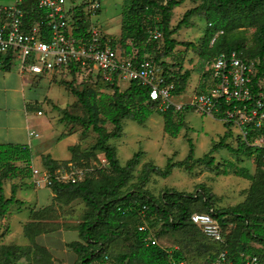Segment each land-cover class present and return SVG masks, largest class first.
Listing matches in <instances>:
<instances>
[{
	"label": "trees",
	"instance_id": "16d2710c",
	"mask_svg": "<svg viewBox=\"0 0 264 264\" xmlns=\"http://www.w3.org/2000/svg\"><path fill=\"white\" fill-rule=\"evenodd\" d=\"M38 0H26L24 6L30 9L36 6ZM128 6L124 12L122 20V33L119 40L125 47V52L131 55L132 48L138 50V59L151 57V53L158 47L157 40L151 38L153 30H159L164 39V48L158 51L153 57L154 60L163 67L166 83H175L173 92L180 93L187 87L191 76V70L174 73L170 65L163 60L164 57L174 55L179 41L173 38L183 26H190L192 17L200 12H204L208 21V36L212 39L216 32L222 31L213 42V52L208 56L202 65L201 74L205 78L204 68L206 62L220 51H229L238 49L242 51L247 58H260L258 72L255 82L258 83L264 78V0H199L200 4L185 11L182 19L175 27L171 26V19L174 9L187 0H127ZM71 10H77L72 8ZM38 10H27L26 19L33 20L39 15ZM101 9L99 10V13ZM77 13H82L78 10ZM89 19H76L78 28L75 30V36L81 37L87 31ZM253 26L255 28V47L246 48L239 35L233 32L243 26ZM210 33V34H209ZM113 43L118 40L113 37ZM185 45L195 47L193 42H185ZM204 54V52H203ZM202 54V55H203ZM3 61L1 67L10 71L13 65L11 55L0 58ZM76 69H73L75 73ZM112 85V93H99L96 89L79 91L72 88V93L76 95L88 111V119L69 113H65L64 119L68 121H77L85 127H92L97 133L96 149L105 152L107 160L112 170L119 174L118 177H112L111 183H101L99 188L101 194L98 197L95 192L90 190L88 182L71 183L56 181L52 188L57 193L56 200L67 204L81 195L92 206V213L88 214L86 219L79 225V235L83 240H74L67 243L77 254L80 264H92L95 260L104 261L109 259L106 253L107 244L116 237L122 235L126 227V219L131 216H137L144 210L157 214L164 220L165 227L168 229L199 228L191 221V214L194 211L193 205L197 201V194L185 193L183 191L165 190L161 196V204L155 202L153 196L147 197L140 194H127L124 197H116L117 189L124 186L131 174V169L140 163V157L143 151H138L129 159L126 165H122L117 157L116 149L109 143L112 138L122 135L123 119L131 118L139 123H144L147 118L155 112L158 103L151 100L149 87L143 85L137 80H131L127 88L121 89L116 80L107 82ZM71 87V84H70ZM174 106L166 110H160L164 118V131L172 137H178L185 126L183 111H176ZM101 115L104 118H101ZM107 122L112 124L113 128L109 130ZM227 129L223 136L214 143L211 150L203 157L196 158L195 145L190 142V151L184 160H169L164 168H160L153 163H146L144 168L143 180L149 181L151 172L166 178L172 174L175 167H184L192 170L197 164L213 165L215 162L214 152L219 148L226 147L228 150L239 154L243 152L241 147H233L227 140L231 136ZM252 149L251 147H246ZM264 149L256 150L257 173L251 174L243 170H236L234 173L242 177L252 179L253 182L249 188L247 199L226 209H215L211 203V198L203 194L202 206L206 209L204 212L213 210V215L220 222L225 241L217 243V250L214 252L212 262L217 254L226 250L233 264H243L248 256H258L261 263L264 264ZM22 162L23 166L17 165ZM32 162V152L29 145L0 143V220L8 213L13 203L24 204L23 201L16 198V185L12 186V196L6 197L3 194L2 182L7 178H15L23 173L27 177L33 175L30 166ZM43 163L51 173L61 165L54 160L50 154L43 156ZM225 174H229L227 168ZM199 195V193H198ZM140 200V202H139ZM120 201V203H118ZM172 208L179 210L177 219L173 217ZM45 210L50 211L51 207L34 211L32 210L33 221L27 223L24 227L25 235L29 238L30 244L26 246H8L5 251L9 253L4 264H14L12 247L26 249L33 246L37 252L46 253L52 256L50 251L36 242V236L42 232H48L43 229V224L36 221L37 217L43 215ZM198 212V211H197ZM203 212V211H202ZM228 216L233 217L234 228L227 233L226 227L229 223ZM53 231V230H52ZM137 243L128 252L123 253L119 258V264H182L184 262L183 252L178 249H166L157 243H153L149 236L148 229L136 231ZM254 243L260 244L257 247ZM28 252V251H27ZM212 264V263H211Z\"/></svg>",
	"mask_w": 264,
	"mask_h": 264
},
{
	"label": "rangeland",
	"instance_id": "374dc122",
	"mask_svg": "<svg viewBox=\"0 0 264 264\" xmlns=\"http://www.w3.org/2000/svg\"><path fill=\"white\" fill-rule=\"evenodd\" d=\"M16 1L0 0V7L11 6ZM88 1L90 0H66V4L69 7L73 3L80 4ZM100 1L102 4L101 12L94 16L93 19L105 33L116 38L119 42L121 39L119 34L122 33V20L128 1ZM199 4V0H187L176 7L171 19V26L175 27L177 25L186 10ZM208 27L209 21L204 12L194 15L190 26H183L173 35V38L179 41L174 55L163 58L170 65V68L174 70V73H183L188 69L192 71L187 89L185 88L184 91L173 94L175 95L173 100L178 103H187L196 92L195 90L198 87L195 89L194 87L199 80L201 82L203 80V77L200 79L202 65L214 50L213 42L215 38L222 33V31H218L210 39L211 34L209 33L210 35L208 36ZM255 32L253 26L246 25L236 29L233 33L239 35V39L243 41L245 47L250 49L256 46ZM185 42H193L195 47L185 45ZM157 45L158 47L151 53V57H154L158 51L164 48L163 37L157 40ZM133 48L136 49L135 47ZM120 49L125 55L124 45H121ZM11 70L14 73H18L20 70L18 60H14ZM23 76L27 80H25V83L27 82L26 84L31 86L30 94H32L33 99L28 101V109L29 114L33 115L30 120L33 124V129L40 133V137L35 138L36 141L38 144L43 143L46 140L45 137L48 136L47 142L52 145L58 140L53 146V150H51L53 156L57 159L66 158L71 153L74 154L72 159L62 161L55 171L59 168L68 170L69 162L74 163L78 168H86L87 172L81 182H88L90 190L94 191L95 195L99 197L101 194L99 185L101 183H111V178L118 177L119 174L110 167L105 152L95 148L98 135L93 128L85 127L77 121L65 120L64 115L69 113L86 119L89 116L85 106L72 93V88H76L79 91L96 89L99 93H112V85L101 80L100 77L96 80V78L88 76L86 73L77 75L67 68H61L43 75L28 76L25 74ZM129 81L131 80L125 78L120 80V88L125 89L128 87ZM38 111H43V115H38ZM183 113L185 114V126L176 138L164 131V120L162 114L159 113L158 106L143 124L130 118L123 121L122 135L109 141L115 147L120 163L124 166L136 152H145L140 157L141 163L131 169L127 183L117 189L116 197H124L129 193L146 195L147 197L153 196L155 202L160 205L161 196L165 190L183 191L197 194L198 199L193 205L196 212L206 211L202 206L203 194L201 193L203 192H205V196L211 198V203L215 209H226L245 201L253 180L236 175L234 172L239 169L251 174L257 173L256 147L244 144L238 139L237 131L233 130L232 127L226 128L218 119L202 116L193 109H184ZM101 118L103 119L104 116L101 115ZM107 123V128L111 130L113 128L112 124L110 122ZM51 126H54L55 129L52 130ZM227 129L232 134L227 141L235 148L241 147L243 152L235 154L226 147L219 148L214 152L215 162L213 165L197 164L192 170H187L184 167H175L172 174L166 178L151 172L149 181L145 182L143 180L146 163L150 162L160 168H164L169 160H184L190 151L189 139L195 145L196 158L203 157L211 150L213 144L218 142ZM66 134L72 137L62 139ZM73 136L77 137V140L84 141L82 144L84 150H81V145L70 146L68 149V145L72 143ZM245 146L252 149H247ZM40 152L39 149L35 148V160L39 158ZM104 159L106 160L104 161ZM225 168L228 169L229 174L224 173ZM39 170L48 171V168ZM28 178H31V176H28ZM16 181H18V178H16ZM55 194L57 195L56 192ZM56 198H58V195ZM26 204L27 207L30 204L28 199ZM24 211L26 212V210ZM45 211L42 214L46 215L48 220L41 222L45 231L49 232L59 229L69 231V233L72 231L73 233L75 229L78 230L80 223L86 219L87 215L92 213L93 208L81 195L67 204L54 199L51 210ZM172 213L173 217L177 219L179 210L172 208ZM228 218L230 220L225 229L227 233H230L231 229L234 228L233 217L228 216ZM10 219L12 228L17 229V220L13 215ZM9 222V218L5 221L0 220V264H4L7 261L6 257L10 253L5 251L8 246L1 244V237L11 231ZM144 229H148L149 236L152 240H156L158 245L166 249L181 250L184 256L182 264H211V256L218 247L217 244H212L197 227L178 230L166 228L164 220L149 210L137 216L128 217L122 235L107 244L106 253H108L109 259L104 261L95 260L92 264H119L120 256L130 251L137 243L136 231ZM69 240L70 242L73 241ZM76 240L83 241L80 235ZM67 243L61 245L64 253H58L56 257L42 252L38 253L33 246H31L30 250L29 248L12 247V254L16 256V259H13L12 262L14 264H80L77 254ZM70 251L75 256L70 255Z\"/></svg>",
	"mask_w": 264,
	"mask_h": 264
},
{
	"label": "built area",
	"instance_id": "2783aa9c",
	"mask_svg": "<svg viewBox=\"0 0 264 264\" xmlns=\"http://www.w3.org/2000/svg\"><path fill=\"white\" fill-rule=\"evenodd\" d=\"M25 2L17 0L11 6L0 7V58L11 55L18 60L21 74L43 75L67 68L71 72L76 69L77 75L86 73L105 82L116 80L119 83L123 78L137 80L149 87L150 98L158 103L160 110L171 106L176 111L193 109L202 116L218 119L226 128L232 127L247 146L264 149V78L258 83L254 80L260 58H247L238 49L220 51L205 64L203 88L187 103H178L173 100L174 82L166 83L164 69L153 57L138 59V50L134 48L131 55L125 56L117 43H113V37L95 23L93 17L102 8L100 0L73 3L69 7L66 0H38L30 9L24 6ZM27 10H38L39 15L33 20L26 19ZM78 10L82 13L75 17ZM83 17L90 20L89 26L84 35L76 37V19ZM161 37L159 30L151 32L152 39ZM0 65H3L2 60ZM37 113L42 115L43 111ZM30 134L39 136L34 130ZM68 166V170L59 168L54 173L34 168L32 181L39 187H52L56 181L81 182L87 169L78 168L74 163ZM191 221L208 239L217 243L225 241L223 228L213 210L194 212ZM212 264L233 263L228 252L222 250ZM243 264L262 263L253 255Z\"/></svg>",
	"mask_w": 264,
	"mask_h": 264
},
{
	"label": "crops",
	"instance_id": "0c3cea01",
	"mask_svg": "<svg viewBox=\"0 0 264 264\" xmlns=\"http://www.w3.org/2000/svg\"><path fill=\"white\" fill-rule=\"evenodd\" d=\"M119 35L121 36V34ZM121 45L122 43L117 42L119 51H121L120 49ZM124 53H125V56L129 55V53H126V52ZM23 75L25 74H21L20 71H18V73L16 72L14 73L12 70L6 71L0 65V143H14V144L29 145L31 152H32V162L30 164L32 171L34 168L47 169L43 163V156L48 155V154H50L51 157L54 160H56L58 163H61L64 160L72 159L74 157V154L72 153L71 155L67 156L66 158H62V159H57L53 156V152L51 150H53V146L58 142V140L52 145H49V143L47 142L48 136L45 137L46 140L43 143L38 144V142L36 141L35 138H39L40 133L36 131L35 129H33V124L30 121L33 115L29 114V109H28V101L30 99H33V96L32 94H30L31 86L26 84L27 82L25 83L26 79L24 78ZM191 75H192V71H191ZM190 78L188 80V83L190 81ZM201 78H202V75L200 79ZM188 83H187V86H188ZM199 83L200 85H198ZM118 85L119 86L121 85L120 81ZM195 88L197 89L195 91H199L200 89L203 88V84L200 80L198 81L194 89ZM125 119H123V121ZM51 128L52 130L55 129L54 126H51ZM33 130L37 132L39 136L36 137L34 135H31L30 132ZM182 131L183 129L181 130V132ZM70 137L72 136L69 134H66L65 137L62 139H68ZM83 142L84 141L77 140V137L73 136L72 143L68 145V149L70 146L74 147L75 145L77 146L81 145V150H84L82 146ZM35 148L39 149V152L41 151L39 153L40 155L39 158L36 160L34 158ZM195 157H196V153H195ZM17 165L22 167L23 163L17 162ZM16 178H18V181H16ZM13 185H16L17 187L16 198L23 201L24 204L19 205L17 203H13L10 206V209L8 213L6 214V217L2 219V221H5L9 218L10 222L8 224L10 225L11 231L1 237V240H2L1 244L7 245V246H12V245L13 246H26L30 244V240L25 235L24 227L27 223H29L30 221H33L31 211L32 210L38 211L46 207L53 206L56 194L52 187H35L32 181V178H28L26 175L21 173L15 178H7L3 180L2 182L3 194L7 198L11 197L13 193L12 191ZM27 199L29 200V203H30L28 207L26 204ZM24 210H26V212ZM12 215L18 222L17 229H13L11 226L10 217ZM47 220L48 219L46 215H41L37 217L36 219L37 222L38 221L43 222ZM78 232L79 231L77 229H75L73 233L72 231L69 233V231L59 230V229L49 231V232H42L36 236V242L40 246L46 247L50 251V253L56 257V254L58 253L59 254L64 253L62 251V246H61L63 245V243H66V242L69 243L70 242L69 239L74 241L77 238H79ZM254 244L257 247L261 246L260 244H257V243H254ZM69 253L70 255L75 256L73 252L70 251Z\"/></svg>",
	"mask_w": 264,
	"mask_h": 264
}]
</instances>
